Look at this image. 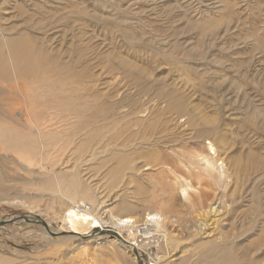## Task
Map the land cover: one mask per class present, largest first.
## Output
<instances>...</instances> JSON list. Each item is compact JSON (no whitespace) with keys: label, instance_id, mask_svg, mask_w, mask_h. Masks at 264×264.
Returning <instances> with one entry per match:
<instances>
[{"label":"rangeland","instance_id":"374dc122","mask_svg":"<svg viewBox=\"0 0 264 264\" xmlns=\"http://www.w3.org/2000/svg\"><path fill=\"white\" fill-rule=\"evenodd\" d=\"M0 29L22 45V94L0 102L24 95L42 127L36 135L0 108V128L13 129L0 144L15 147L0 146V222L11 220L0 225V264H135L86 225L70 237L24 219L61 227L52 171L63 191L75 172L86 191L72 189L74 201L105 221L163 211L169 246L148 244L140 262L264 264V0H0ZM46 111L57 126H42ZM208 141L230 177L215 197L192 157ZM88 146L99 147L94 159ZM187 183L216 214H195Z\"/></svg>","mask_w":264,"mask_h":264},{"label":"bare ground","instance_id":"6f19581e","mask_svg":"<svg viewBox=\"0 0 264 264\" xmlns=\"http://www.w3.org/2000/svg\"><path fill=\"white\" fill-rule=\"evenodd\" d=\"M18 45H20V47L22 46L19 41L16 42L11 37L4 35L0 29V59H4L6 61V69L1 70L0 76H1L2 81L5 80L8 83H9V81H10V83H12V85L11 84H4V85L0 84V95H3V99H5L7 97L9 100H13L14 94H20V95L22 94V90H21L22 81H21V76H20L21 74L18 70V64L16 63L17 50L19 49ZM8 75H9V77H8ZM23 88H24V86H23ZM18 97H20V96H18ZM29 100H30V98H29ZM12 102H10V103H8V101L0 102V108H1V106L4 107V109H2V110L5 111L3 114L8 119H11L13 122H15L17 125H19L20 127H22V128L27 127V129H30V130H32V132L36 133V135H39L42 127H41V124H39L40 121H39V123L35 122L36 120H34L32 114H31V110L29 107L30 103L28 104V99L23 95L21 102L20 101H18V102L15 101L13 103ZM2 110L0 109V112ZM36 115L39 118L40 115H38V114H36ZM46 116H48V119L43 121L42 126L46 122H49L50 124L53 122L52 117L50 116V112H47ZM59 117H61V116H59ZM61 118H63L62 119L63 122H65V123H67V125H69L68 121H70L71 118H69L68 115L64 114ZM42 119H44V117H42ZM58 120H59V118H58ZM13 124H11V125H13ZM168 125H170V124H168ZM62 126H63V124H62ZM11 127H9V128L1 127L0 128V142H5V141L12 142L11 139H13V138H10V137H12L11 133L13 132V129ZM43 127H45V126H43ZM137 131H139V130H137ZM125 141H127V140H125ZM147 142H149V141H147ZM206 144H207V146L205 147V150L203 152L200 151L199 153L192 154V157L195 159V163L198 167L197 171L200 174V179L198 180L199 182L197 181L198 185L200 184L201 179H206L208 182L212 181L213 186L215 188H213L211 186H208L205 188L212 190V193L215 197L217 194V191H218V187L220 186V182H226V184H227L230 181V177L228 175L227 165H226V163L223 162L224 159L220 157V154L217 150V147L210 141L206 142ZM140 145H142V144H140ZM0 146H1V149H5V150L15 148L13 146L6 147V146H4V144H0ZM88 148H89V151H88L87 155L90 156V159H94L96 149H98L99 147L96 146L94 148H91L88 146ZM129 150H131V149H129ZM145 151H147V150H145ZM131 152H132V150H131ZM128 154H130V153L128 152ZM19 159H20V156H19ZM139 160L142 161L141 159H139ZM164 161H165V159H164ZM134 162L135 161H133V163ZM28 163L27 164L21 163V164H22V166H24L26 169L29 170V169H31V167ZM146 165L148 166L149 164H144L141 166H146ZM158 165H160V164H158ZM149 168L151 169V166ZM50 174H52V179L54 180V184L56 186V191L58 192V196L61 197V201H60L61 204L60 205L63 209L62 210L63 215L60 218L62 221V223H61L62 228L60 227L57 231H54L53 228L51 226H49V223H46L47 224L46 229L48 230V233H49V231L56 233V234H59L62 232H67V233L72 234L70 237H76L75 235H79L84 230V226L86 225L87 228H90V229L92 228V230L96 231V232L90 234V236H88V237H90V239H92V238L96 239V238H100L102 236L106 237V238H110L112 245H116L118 243V245L120 246V247L118 246L117 249L118 248H122V249L124 248V251H126L127 253H128V251L135 252L137 257L132 258L133 262L135 261L134 262L135 264H145L143 261H141V262L139 261L140 260L139 254H140V249L146 248L148 244H150V243H155V245L161 244L163 247H166V249L169 246L168 244L170 242L168 241L169 238H167L168 235L166 234V231L161 228V224L164 223V219H165L163 216V213H162L163 211H147L142 215V217H138L132 211L125 214V215H118V216L111 215V213H110L108 220L105 221L101 216H99L96 213L94 208L91 209L90 206H88L85 201H83L81 199H78V201H74L75 200L74 199L75 194L73 193L72 189L78 188L83 192L86 191L85 189H83L84 185L78 184L75 182V180L77 178V175L75 172L73 173V175H71V178H70V180L73 182V184L71 185V190L65 189V191H63V189L61 188L60 177H58L56 175V172L52 171V172H50ZM227 180H229V181H227ZM0 186H2V185H0ZM187 186H189V188L194 192L196 199L194 201H191V199L188 195L187 196L185 195L184 197L187 201L190 199L189 204L193 208V211L195 212L196 215L202 216V219H203V217L209 216L211 214H216V212L219 209L218 208L219 206H217V207L212 206L214 204V203H212V200H209V198H206V197H205L206 198L205 199L204 195L202 196V191H200L202 186H199L198 188H196V187L190 185L189 183H187ZM87 191L89 192V190H87ZM183 191H186V188H184ZM92 195L94 197L93 193H92ZM86 196H88V194ZM86 198H88V197H86ZM122 204L123 205L129 204L127 206L125 205V207H129V208H131L133 205V204L127 203V201L122 202ZM164 208H166L168 211H170V209H171V207L169 205L165 206ZM221 208H222V206H221ZM99 210H102V208H99ZM204 219H207V218H204ZM31 221H32L31 219H29V220L27 219V222H31ZM211 223H213V222H211ZM216 223H218V222H216ZM40 224H42V223L40 222ZM204 224H206V223H204ZM109 225H110V229H106V226H109ZM160 228L163 230L162 233H160V234L156 233V231H158ZM63 229H65V230H63ZM102 231H105V232L102 233ZM48 233H46V234H48ZM136 235L138 237H136ZM155 235H158L159 238H155L154 237ZM146 238H148V239H146ZM159 239H160V241H159ZM112 248L113 247H111L110 249H112ZM114 250H115V248H114ZM110 251H112V250H110ZM114 252H116V251H114ZM111 253H113V252H111ZM158 260L159 259H156V258L152 259L151 264H159Z\"/></svg>","mask_w":264,"mask_h":264},{"label":"water","instance_id":"95a60500","mask_svg":"<svg viewBox=\"0 0 264 264\" xmlns=\"http://www.w3.org/2000/svg\"><path fill=\"white\" fill-rule=\"evenodd\" d=\"M36 217H37V219H38L39 221H37V220L35 219V220H32L31 222H33V221H34V222H41V223L43 224V226L46 228V227H47L46 222H44V220H43L42 218H39V216L36 215ZM24 218H25V216H24ZM27 219H28V218H27ZM27 219L25 218L26 221H27ZM28 220H29V219H28ZM10 221H11V220H10ZM10 221H2V222H0V225L3 224V223H6V222L8 223V222H10ZM14 221H15V220H14ZM14 221H12V222H14ZM49 233L52 234V235H58V234L53 233V232H50V231H49ZM59 234H60V233H59Z\"/></svg>","mask_w":264,"mask_h":264},{"label":"built area","instance_id":"2783aa9c","mask_svg":"<svg viewBox=\"0 0 264 264\" xmlns=\"http://www.w3.org/2000/svg\"><path fill=\"white\" fill-rule=\"evenodd\" d=\"M148 264H150V262L148 261Z\"/></svg>","mask_w":264,"mask_h":264}]
</instances>
